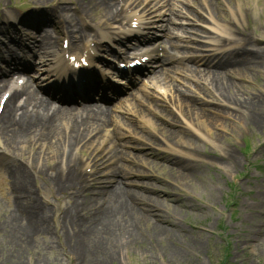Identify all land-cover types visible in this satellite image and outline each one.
Instances as JSON below:
<instances>
[{"label":"rangeland","instance_id":"1","mask_svg":"<svg viewBox=\"0 0 264 264\" xmlns=\"http://www.w3.org/2000/svg\"><path fill=\"white\" fill-rule=\"evenodd\" d=\"M206 2L223 19L226 15L222 3L242 13L238 33L227 51L230 64L210 78L203 77L201 85L194 88L187 80L175 83L179 93L166 88L144 89L151 93L150 106H145L143 100L132 108L120 106L114 118V135L122 137L120 144L130 136L129 130L151 142H165L161 148L164 155L177 159L180 169L170 161L136 153L139 143L131 141L133 148L128 151L133 154L127 158V165L132 162L138 175L146 178L134 175L128 180H134L133 189L140 192L147 187L150 191L146 193L159 190L171 195L169 199L161 196L156 204L163 215L178 219L182 234L173 235L184 238L164 237L159 241L152 239L155 231L142 229L136 235L139 243L132 245L139 246L122 253L119 260L106 254L103 244L101 251L96 250L93 242L78 252L70 237L79 232V226L67 218V213L76 204L83 206L90 198H99L95 192L102 189V184H96L97 189L89 186L93 172L101 171L99 151L93 152L91 145L75 153L71 169H77L84 178L80 185H74L75 173L63 176L60 172L66 169V159L49 155L55 150L39 141L35 147L20 146L13 155L16 157L6 153L9 160L0 163V264H38L39 259L45 262L41 264H264V0ZM194 4L202 7L200 0H194ZM58 5L79 9L88 17L87 24L95 26L93 21L109 8V0H0V24L6 11L15 16L16 8L27 7V12L37 15L44 8L57 11ZM73 20L79 21L76 15ZM17 33L23 39L32 34L24 26ZM10 36L14 34L0 35V51L4 52L6 46L18 47ZM142 94L135 99L140 100ZM120 117L127 130L121 126ZM30 165L34 174H27L31 179L27 189L17 176L21 167ZM181 172H189L187 184L175 175ZM170 199H179L191 210L183 211ZM36 204L40 211L47 212L43 226L48 232H38L19 261L15 256L19 247L7 248L3 226L35 222L37 217L32 211ZM19 210L25 215L24 221L15 218ZM23 239V243L29 241L27 235ZM38 253L44 256L38 257Z\"/></svg>","mask_w":264,"mask_h":264},{"label":"bare ground","instance_id":"2","mask_svg":"<svg viewBox=\"0 0 264 264\" xmlns=\"http://www.w3.org/2000/svg\"><path fill=\"white\" fill-rule=\"evenodd\" d=\"M112 9L111 7L106 9L103 16L99 17V20L107 18L108 21H104V25L106 26L111 25L112 27L113 23L117 24L119 21L116 7ZM117 10L119 9L117 8ZM69 44L71 49L76 46V43L72 41H69ZM161 81L165 82L166 78L161 77ZM220 87L226 89L225 87ZM19 97L20 93L14 92L6 100L3 110L0 112V139H3L4 147L9 152L15 154L19 151L20 146L28 145L35 147L39 141L43 145L48 144L55 150L49 151V155L53 154L54 158L55 156L64 157L66 159V164H64L67 169L66 176H68V172L71 173L72 171L76 174L74 185H80V181L81 179L83 180L84 176H81L77 172V169H71L73 167L72 158L77 151L83 150L86 147L88 148L96 140L98 141L92 147V150L94 152L99 149L103 142V135L107 132V125L109 126L112 122L111 113L107 110L99 111L94 109L90 112H80L73 115L67 110L52 109L41 101L34 105L28 101H23L20 105H17ZM91 133L94 134V137L88 141ZM177 138H180L185 143L188 141L183 137L177 136ZM112 142L114 141L112 140ZM188 142L192 143L191 141ZM32 144L34 145L32 146ZM99 160L101 161L102 158ZM112 162L114 160L110 161V164ZM101 164L102 161L99 165ZM113 168L115 170L107 173V176L127 178L131 176L130 173H133L130 169L124 167V165ZM180 168L181 166H177L176 169ZM31 169H33V166L24 167L22 172H19L17 176V181L27 189L31 180L27 174H32ZM66 169H62L61 171H66ZM97 174L93 172L92 180L94 183L89 186L93 187L94 184H97ZM177 174L175 175L184 184H187V178H190L189 172ZM102 175L104 174L102 173ZM122 178L106 179L105 182H108L107 187H102L105 186L102 185V189H98L95 192V194H98V199L90 198L83 203V206L76 204L68 211L67 218L77 222L79 226V232L76 234L72 233L70 237V241L76 243L78 252L83 248L85 249L87 243L92 244L93 242L96 250L101 251L103 249L110 257H116V259L119 257L117 259L119 260L122 253L127 252L131 247L139 246L132 245L139 243L136 235L142 229L155 231L156 233L152 239L158 238L159 241H163L164 237H170L175 240H180L183 237L173 235H180L182 233L174 232L179 231L175 221L171 220L169 216L163 215L160 206L156 204L158 198L163 195L168 197V193L153 191V195L146 193V191H150L147 187H143L140 192L137 188L128 187L132 185V182H128ZM99 181L104 183L102 180ZM170 202L177 203V206L185 212H188L190 209L185 203H180L179 199H174ZM22 203L24 206L27 205V203ZM39 209L36 204L35 211H32V216L37 217L35 222L27 220L26 226L15 223H6L8 226H3L4 236L7 238V248L14 250V248L18 249L19 247V251L17 250V254L15 255L17 258L19 257V261H22V254L31 246L30 242L37 236L38 232H48L46 227L43 226V219L47 212L44 209L42 211ZM15 218L20 221L26 219L20 210ZM163 225H166V227ZM167 227H171L172 230ZM25 235L29 238L27 243H23ZM102 244V249H100ZM43 256V254L38 253V257ZM37 263L41 264L45 262L39 259Z\"/></svg>","mask_w":264,"mask_h":264}]
</instances>
